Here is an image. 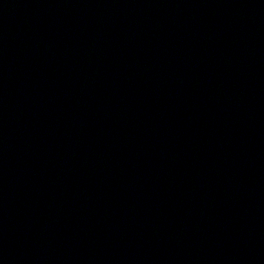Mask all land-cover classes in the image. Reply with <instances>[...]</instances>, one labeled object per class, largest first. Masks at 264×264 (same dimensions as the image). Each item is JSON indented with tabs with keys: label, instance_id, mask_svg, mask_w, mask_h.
I'll return each instance as SVG.
<instances>
[{
	"label": "water",
	"instance_id": "water-1",
	"mask_svg": "<svg viewBox=\"0 0 264 264\" xmlns=\"http://www.w3.org/2000/svg\"><path fill=\"white\" fill-rule=\"evenodd\" d=\"M0 264H264V0H0Z\"/></svg>",
	"mask_w": 264,
	"mask_h": 264
}]
</instances>
